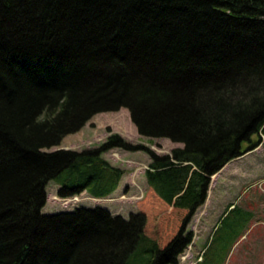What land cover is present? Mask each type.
<instances>
[{"label": "trees", "instance_id": "16d2710c", "mask_svg": "<svg viewBox=\"0 0 264 264\" xmlns=\"http://www.w3.org/2000/svg\"><path fill=\"white\" fill-rule=\"evenodd\" d=\"M120 108L140 135L181 146L112 134L51 150ZM258 145L264 156V0H0V264H177L211 176ZM114 147L144 150L148 185L186 210L164 248L141 213L42 212L51 180L58 197L110 195Z\"/></svg>", "mask_w": 264, "mask_h": 264}, {"label": "rangeland", "instance_id": "374dc122", "mask_svg": "<svg viewBox=\"0 0 264 264\" xmlns=\"http://www.w3.org/2000/svg\"><path fill=\"white\" fill-rule=\"evenodd\" d=\"M112 134L157 153H169L181 146L167 138L149 139L140 135L129 111L120 108L94 114L77 132L64 136L51 150L80 151L97 147ZM260 145L231 159L218 174L211 176L214 182L209 185L208 197L184 227L192 231V243L181 253L185 258L178 256L177 264H264V156ZM102 156L124 169L118 188L111 195L97 199L83 191L79 201L65 206L55 194L58 184L51 180L46 186L47 200L42 212L102 206L124 217L141 213L145 233L164 248L180 228L186 210L163 202L147 184L144 173L150 158L144 150L114 147ZM228 203L233 206L227 207Z\"/></svg>", "mask_w": 264, "mask_h": 264}, {"label": "crops", "instance_id": "0c3cea01", "mask_svg": "<svg viewBox=\"0 0 264 264\" xmlns=\"http://www.w3.org/2000/svg\"><path fill=\"white\" fill-rule=\"evenodd\" d=\"M214 182V181H213Z\"/></svg>", "mask_w": 264, "mask_h": 264}]
</instances>
